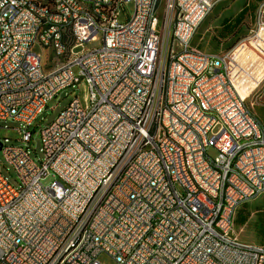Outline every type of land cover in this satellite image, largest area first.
Wrapping results in <instances>:
<instances>
[{
  "label": "built area",
  "instance_id": "obj_1",
  "mask_svg": "<svg viewBox=\"0 0 264 264\" xmlns=\"http://www.w3.org/2000/svg\"><path fill=\"white\" fill-rule=\"evenodd\" d=\"M87 1L0 0V122L21 125L24 143L0 139L18 177L0 169V264H264V245L233 231L264 195V124L246 104L264 80L248 48L264 57V0L247 38L220 54L191 42L227 0ZM75 87L83 98L41 132L37 162L29 129Z\"/></svg>",
  "mask_w": 264,
  "mask_h": 264
},
{
  "label": "rangeland",
  "instance_id": "obj_2",
  "mask_svg": "<svg viewBox=\"0 0 264 264\" xmlns=\"http://www.w3.org/2000/svg\"><path fill=\"white\" fill-rule=\"evenodd\" d=\"M263 0H227L219 3L212 14L202 22L197 34L191 42V47L202 53L220 54L227 52L243 42L254 26L255 13L259 3ZM166 0H161L160 5L165 7ZM247 8V13L242 17L238 24L237 19L243 9ZM134 4L129 2L125 5V11H121L119 22L124 23L127 15L130 17L134 14ZM86 48L98 46L97 43L86 44ZM248 48L257 54L251 64L258 66L257 78L254 80L255 85L264 78V57L259 54L253 47L248 45ZM261 53H264V47L259 48ZM34 53L40 56L45 55V51L37 46L34 48ZM254 54V53H253ZM45 65L49 64L47 56L44 57ZM55 66V65H54ZM51 69V68H50ZM77 72V69L74 70ZM249 75V71L247 74ZM250 79V78H247ZM251 87V86H250ZM79 96L83 98V94L78 87L66 89L57 98L49 102L47 110L38 117L34 125L29 129L32 133V140L28 144L33 151V158L39 162L44 161L42 152L41 132L51 125L58 115L69 105L70 101ZM247 106L253 108V112L258 116L262 124H264V80L256 93V96L247 101ZM253 105V106H252ZM22 126L14 121L0 122V139H9L10 144L24 145L22 140ZM220 128H216L213 134H217ZM209 134V141L214 137ZM213 155L214 153L211 152ZM0 169L9 177L11 182L18 184V177L13 168L6 162L3 152L0 151ZM54 180L52 176L47 177L42 183L47 186ZM242 215L250 214V218L246 225L242 226L236 222L238 213L242 210ZM235 216L233 231L239 242L243 245L261 246L264 245V195L257 200L242 206ZM101 264H115V262L106 255L99 257Z\"/></svg>",
  "mask_w": 264,
  "mask_h": 264
},
{
  "label": "bare ground",
  "instance_id": "obj_3",
  "mask_svg": "<svg viewBox=\"0 0 264 264\" xmlns=\"http://www.w3.org/2000/svg\"><path fill=\"white\" fill-rule=\"evenodd\" d=\"M161 0H157V4L160 5ZM165 5H167V0ZM79 7L89 8V1L79 0ZM203 21H201L202 24ZM39 23H46V16H39ZM54 72H62V65H55ZM204 82L194 83V96H203ZM209 135H204L203 144H210ZM194 177H201V169H194ZM258 199V198H257ZM257 199H249L248 203L253 202Z\"/></svg>",
  "mask_w": 264,
  "mask_h": 264
},
{
  "label": "trees",
  "instance_id": "obj_4",
  "mask_svg": "<svg viewBox=\"0 0 264 264\" xmlns=\"http://www.w3.org/2000/svg\"><path fill=\"white\" fill-rule=\"evenodd\" d=\"M247 13V8L243 9L242 12L239 14V18L237 19L238 24L241 22L242 17ZM244 209H242L238 215L236 222H239L240 225L244 226L248 222L250 218V214L247 212V214L242 215Z\"/></svg>",
  "mask_w": 264,
  "mask_h": 264
},
{
  "label": "water",
  "instance_id": "obj_5",
  "mask_svg": "<svg viewBox=\"0 0 264 264\" xmlns=\"http://www.w3.org/2000/svg\"><path fill=\"white\" fill-rule=\"evenodd\" d=\"M0 150H1V144H0Z\"/></svg>",
  "mask_w": 264,
  "mask_h": 264
},
{
  "label": "crops",
  "instance_id": "obj_6",
  "mask_svg": "<svg viewBox=\"0 0 264 264\" xmlns=\"http://www.w3.org/2000/svg\"><path fill=\"white\" fill-rule=\"evenodd\" d=\"M263 73H264V69H263V71H262Z\"/></svg>",
  "mask_w": 264,
  "mask_h": 264
}]
</instances>
